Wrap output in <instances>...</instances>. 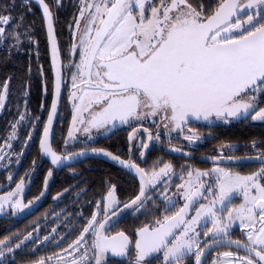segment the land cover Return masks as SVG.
<instances>
[{
    "label": "snow or ice",
    "instance_id": "1",
    "mask_svg": "<svg viewBox=\"0 0 264 264\" xmlns=\"http://www.w3.org/2000/svg\"><path fill=\"white\" fill-rule=\"evenodd\" d=\"M53 2L55 7H60V0ZM35 3L41 7L46 20L55 69L53 98L38 144L41 160L48 158L53 169L89 155L87 150L67 152L69 142L77 140L79 132L91 143L95 141L93 130L97 136H106L118 125L140 123L141 128L133 129L129 140L142 130L151 141L152 133L142 127V122L150 118L158 117L161 123L156 125L157 129L162 126L169 131H183L184 126L193 121L230 122L250 116L252 121L264 122V107H259L264 102V0H218L217 7L210 13L203 4L194 7L189 0H81L74 27L70 25L75 42L68 51L70 58L78 59H70L68 65L61 63L53 11L45 0H35ZM14 7V3L4 6L3 11L11 13ZM15 22V16L0 14V45L11 39L16 41L12 47L19 49L21 36L33 42L30 29L19 31L22 20L14 30H9ZM64 68L74 69L68 97L72 121L61 149L66 155L58 154L52 142L54 120L62 119L58 105L62 100V84L67 79L62 74ZM10 80L9 77L0 85V110L6 104ZM23 95L27 97L29 93L25 91ZM47 95L45 85V99ZM26 121L32 130L28 132L25 147L30 144L40 121L39 116L30 114L27 101L24 111L12 123L9 137L0 145V151L12 147L10 141L18 138V126H24ZM152 123L156 124V120ZM185 139L194 143L200 137L192 133ZM258 144L264 141H252L249 146L257 149ZM225 147L239 148L238 145ZM140 148L148 149L149 144L143 140L139 145L133 144L127 160L102 147L90 150L93 156L108 159L138 174L139 193L123 205L125 210L141 211L146 204H155L157 197L149 192L156 193L162 178L173 172L171 163L151 170L140 167L133 159L134 151ZM22 154L18 153L17 157ZM144 156V151H140V157ZM4 158L0 155V160ZM225 159L233 164L258 161L261 167L241 175L220 167ZM213 163L215 166L207 171L182 166L183 183L176 185L173 196L167 195L168 182L164 180L165 191L157 195L163 197L165 214L136 229L134 241L123 230L111 233L121 211L114 207L118 201L115 186H111L106 196L96 202L80 235L60 253L45 259H55L59 264H106L109 255L127 257L134 250L130 264H150L161 254V264H186L193 255L194 264H204L202 257L207 249L235 246L245 255L224 251L218 253L211 264H264V150H258L255 157L214 158ZM52 175L50 169L47 176ZM47 184L46 178L45 190L35 202L46 194ZM23 191L22 179L14 191L0 196V211L5 203L21 211L30 207L33 201L24 205L16 199ZM235 194L242 197V203L229 207ZM61 195L58 193L54 199ZM176 195H180L184 203L173 212L178 203ZM101 213L103 219H100ZM208 224L211 227H207ZM237 224L246 237L244 241L231 238V229ZM205 227L207 230L203 231ZM201 236L205 238L203 247L200 246ZM31 237L29 233L15 248L8 246L13 237L0 239L3 246L0 257L19 250ZM0 264L4 262L0 260ZM10 264H15L14 259Z\"/></svg>",
    "mask_w": 264,
    "mask_h": 264
},
{
    "label": "flooded vegetation",
    "instance_id": "2",
    "mask_svg": "<svg viewBox=\"0 0 264 264\" xmlns=\"http://www.w3.org/2000/svg\"><path fill=\"white\" fill-rule=\"evenodd\" d=\"M25 1H29L41 14L36 4L30 0ZM45 1L49 4L50 9L54 13L61 57L63 59V65H66L65 63L69 60V56L63 53L62 43L64 45H73L75 42L70 25L74 27V18L79 13L81 0H60V7L58 8L55 7L53 0ZM41 17L43 19L42 14ZM86 18L87 17H85V19ZM66 29H69V33L71 32L68 38V41L70 40L69 43L65 42L66 35L63 36L62 33ZM47 57L48 66L40 67V77L37 78V76H34V80H32L34 81V87H30V85L27 86V92L29 93L27 98L28 110L32 116L40 117V121L38 122L30 144L27 147L24 146L28 137V132L32 130L31 125L26 121L27 131L19 135L18 126V138L10 141L12 147L4 148L0 151V155L5 157L3 160H0V196H5L7 193L14 191L16 184L23 179L24 191L20 193L16 199L21 200L24 205H28L29 201L34 202L30 207L22 211L12 208L9 203H5L3 205V211H0V239L13 237V239L9 241V247L15 248V245L23 241L29 233L32 234L31 239L25 241L24 245L19 250L11 254H6L4 257H0V260H2L4 264H10L13 259L15 264H39L41 260H44L45 264H59L55 259L47 260L45 258L51 257L55 253H60L62 249L67 248L68 245L80 235L86 221L91 218L92 212L95 210L96 202L100 200L101 197L106 196L111 186H115V195L118 204L114 207L118 209L139 193L138 191L134 196H131L119 192L118 184L116 185L111 182L114 168H119L124 172L127 171L107 160L90 158L73 166L61 167L58 170L53 169L48 158L41 160L38 144L44 123L47 121L53 98V71L50 55ZM72 59H78V57H72ZM66 72L67 70L64 68L65 77ZM66 84L67 81L65 83L64 95L59 112L60 117H62L64 113L65 100L67 99L69 102L68 104L71 102L68 99L71 88L67 90ZM45 85H47L48 89L46 99L44 96ZM251 94L252 93H249V95ZM244 98L247 99V97ZM42 105L44 106L43 110H41ZM259 107H264V102H261ZM70 111L72 116L71 106ZM19 114L18 109H12L10 121L4 120L11 131V125L18 119ZM153 119L156 120V124L152 123ZM160 123L161 121L158 117L150 118L148 121L142 122V127L147 128L152 133V145L146 157H140V151L145 150L140 148V150L134 151L133 159L139 166L148 170H151L153 167H162L164 163H171L173 165V172L169 177L162 178L157 188L158 192H164L165 185L163 181L167 180L168 196H173V194L176 193V185L183 183L180 179V176L183 174L181 172L182 166L207 171L215 165L212 160H206V158H227L231 156L235 159L255 157L258 150H264V144H258L257 149H253L249 146L252 141H264V135L259 136L248 133L250 129L259 127L261 128L260 131H264V122L252 121L251 117H248V119H233L230 122L213 121L209 123L194 121L185 125L183 131H169V129L162 126L157 129L156 125ZM138 128H141L140 123L118 125L111 132L107 133L106 136H97L96 131L93 130L92 136L95 137V141L91 143L87 142V137L83 132H79L77 133V140L69 142L67 152L102 147L119 155L123 159H128L129 149L133 144L139 145L141 140L145 143L148 141L147 133L142 130L139 131L137 135H134L133 140H129V136L132 134L133 129ZM101 131L103 132V130ZM245 131L247 134L242 135L241 132ZM158 132L159 139H156ZM67 133L62 134V119H57L52 142L58 154H67V152H61V149L64 148V140L67 138ZM192 133L200 137L199 141L190 143L185 139V136L191 135ZM8 137L9 136L3 135L0 129V145H4ZM225 145H238L239 148L238 150H233L226 148ZM18 153L23 154L17 157ZM153 159H155V161ZM20 160L21 162L19 163ZM164 160H166V162H163ZM225 161V163L220 164V167L229 168L234 172H239L241 175L250 174L261 167L259 162L233 164L229 163L226 159ZM50 169L53 170V175L48 177L47 174ZM93 172L102 173L103 178H105L107 182H89V175ZM127 174L132 176L128 172ZM9 177H11V179H9ZM46 178L48 179L46 194L38 202H35L36 198L40 196V193L45 190ZM204 179L207 180L208 178L205 177ZM136 182L138 183L137 180ZM138 186L140 189L139 183ZM58 193H62V195L58 199H54ZM151 194L152 192L150 195ZM174 198L178 203L176 208L172 209L173 212L184 203L180 195H176ZM201 202L206 203L207 201ZM241 203L242 197L239 194H235L228 206L235 207ZM163 206L165 209V204H163ZM198 206L199 205L196 207ZM135 212L136 211L132 214ZM167 214L170 215L171 212ZM191 214H194V210ZM129 216L114 225L111 228V233L121 230L125 231L121 226ZM100 219H103L102 213ZM207 227H211V224H208ZM207 227H205L203 231H206ZM54 229L55 231H53ZM125 233L132 237L130 233L126 231ZM45 237H48V239L45 240ZM88 238L90 239V237ZM132 238L134 239V237ZM231 238L233 240H246L238 224L231 229ZM204 241L205 238L201 236V247H203ZM207 250L208 255L206 256L204 264H211L218 253L224 251L238 252L237 248L233 246H215ZM131 255H134V250ZM238 255L242 256L245 255V253L240 250ZM129 256H127L126 259H128ZM113 260H115V258H108L107 264H110ZM161 262L162 254L158 258L150 261V264H161ZM186 264H194V255L187 259Z\"/></svg>",
    "mask_w": 264,
    "mask_h": 264
},
{
    "label": "trees",
    "instance_id": "3",
    "mask_svg": "<svg viewBox=\"0 0 264 264\" xmlns=\"http://www.w3.org/2000/svg\"><path fill=\"white\" fill-rule=\"evenodd\" d=\"M194 7H198L203 4L206 12L210 13L217 5L218 0H189ZM15 4L14 9L11 13L3 11L4 6H11ZM0 14L12 15L16 17V22L10 26L9 30H14L16 25L22 20L23 24L20 26L19 31L24 32L26 29H30V35L32 43H29L24 36H21V45L19 49L12 47L16 41L7 40L5 44L0 45V85L3 84L5 79L11 78L10 86L7 94L5 107L0 110V129L3 135L9 136L11 130L8 128L4 120L10 121V114L12 109H18V112L24 111L25 101L28 102L27 97L23 95L27 91V86L34 87V76L40 77V67L48 66V42L46 38V31L44 27V21L39 13L38 9L35 8L29 1L25 0H0ZM63 36L66 35L65 42L69 43V29H66ZM66 33V34H65ZM60 34V32H59ZM70 44L64 45L62 43V51L64 53ZM29 69H31L29 71ZM47 70V69H46ZM62 115V134L68 132L71 111L68 104L63 109ZM26 122L24 126H19L18 133L22 135L27 131ZM261 128L250 129L249 134L252 135H264V131H260ZM242 135L247 132H241ZM24 138V137H23ZM22 138V139H23ZM155 161V159H153ZM163 162H166L164 160ZM89 182L106 183L107 180L103 178V174L100 172H93L89 175ZM114 184H118L119 192L125 193L126 195L134 196L139 191V186L136 180L122 171L119 168H114L112 181ZM159 193L152 192V196H156L155 204L148 203L145 208L141 211H136L134 214L129 216L122 224L121 227L126 232L130 233L135 238V230L144 224L151 223L155 218H160L164 215L163 197L157 195ZM134 259V255L126 260H113L110 264H128L129 260Z\"/></svg>",
    "mask_w": 264,
    "mask_h": 264
},
{
    "label": "water",
    "instance_id": "4",
    "mask_svg": "<svg viewBox=\"0 0 264 264\" xmlns=\"http://www.w3.org/2000/svg\"><path fill=\"white\" fill-rule=\"evenodd\" d=\"M30 1H32L34 4H36L35 3V0H30ZM46 2V1H45ZM37 5V4H36ZM38 6V5H37ZM38 8L40 9V12H41V14H42V9H41V7H39L38 6ZM43 16V15H42ZM43 19H44V17H43ZM44 21H45V29H46V34H47V25H46V20L44 19ZM54 33H55V38H56V41H57V44H58V47H59V49H60V45H59V41H58V36H57V31H56V26H55V19H54ZM47 40H48V50H49V55H50V59H51V45H50V41H49V38H48V34H47ZM60 53H61V50H60ZM61 63L63 64V59H62V57H61ZM51 66H52V71H53V78H54V72H55V69H54V67H53V65H52V62H51ZM62 74L65 76V73H64V69L62 70ZM64 89H65V83L64 84H62V88H61V92H62V98H63V95H64ZM61 103H62V100H61V102L59 103V105H58V112H60V108H61ZM250 117V116H249ZM194 122V121H193ZM199 122H206V121H199ZM257 122H260V121H257ZM56 123H57V119L56 120H54V125H53V130H52V133L54 134V130H55V125H56ZM190 124V123H189ZM139 132V131H138ZM138 132H136L134 135H137V133ZM132 134H133V132H132ZM148 135V134H147ZM147 143L149 144V148L148 149H145L144 150V153H145V156L144 157H146L147 156V154L149 153V150H150V148H151V145H152V140L151 141H149V139H148V141H147ZM90 150L91 149H87V151L89 152V155L86 157V158H80L78 161H66L65 162V166L64 167H68V166H73V165H75V164H77V163H80V162H82V161H85V160H87V159H90V158H97V157H95V156H93L92 154H91V152H90ZM100 159H104V158H100ZM123 159V158H122ZM104 160H107V161H109V162H111L110 160H108V159H104ZM125 160H127V159H125ZM206 160H214V159H212V158H206ZM21 162V160L19 161V163ZM226 162V161H225ZM224 162V163H225ZM244 162H248L247 160H245ZM243 162V163H244ZM255 162H258V161H253V162H248V163H255ZM111 163H113V162H111ZM113 164H115V163H113ZM116 165V164H115ZM117 166V165H116ZM119 167V166H118ZM141 167V166H140ZM120 168H122V167H120ZM122 169H124L125 171H127L128 173H130L137 181H138V183H139V178H138V174L137 173H135V171L134 170H128V169H125V168H122ZM139 185H140V183H139ZM150 193L151 192H149V195H150ZM197 206V205H196ZM121 211H119V213H118V216L116 217V223L114 224V225H116L118 222H120L121 220H123L124 218H126L127 216H129L130 214H132L135 210H133V209H127V210H125V209H123V206L122 207H120L119 208ZM142 227V226H141ZM140 228V227H139ZM132 238V237H131ZM135 238H136V236H135ZM135 238L133 239L132 238V240L134 241L135 240ZM233 247H235V246H233ZM236 248V247H235ZM208 251V250H207ZM205 252V256L204 257H202V259L205 261V259H206V256L208 255V252ZM108 258H115V259H119V260H123V259H126L127 257H112L111 255H109L108 256ZM108 258H107V260H108ZM153 260V259H152ZM151 260V261H152ZM106 264H107V261H106Z\"/></svg>",
    "mask_w": 264,
    "mask_h": 264
},
{
    "label": "rangeland",
    "instance_id": "5",
    "mask_svg": "<svg viewBox=\"0 0 264 264\" xmlns=\"http://www.w3.org/2000/svg\"><path fill=\"white\" fill-rule=\"evenodd\" d=\"M71 46L72 45H70V47L68 46V48H67V50H65L64 51V54H67L68 55V51H69V49L71 48ZM69 56V55H68ZM68 59L69 60H67V62L65 63L66 65H68L69 64V62H70V59H72V58H70V57H68ZM66 70H67V72H66V81H67V90H69L70 88H71V79H70V77H71V71H73L74 69H67L66 68ZM69 102L67 101V99L65 100V105H64V107H66V104H68ZM70 104H71V102H70ZM70 104H68L69 105V107L71 106ZM71 110H72V107H71ZM71 121H72V116H71ZM71 121H70V126H71ZM70 126H69V128H70ZM69 130V129H68ZM129 258H130V256H129ZM133 260V259H132ZM130 261L131 260H129V262H128V264H130Z\"/></svg>",
    "mask_w": 264,
    "mask_h": 264
}]
</instances>
